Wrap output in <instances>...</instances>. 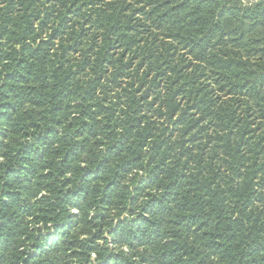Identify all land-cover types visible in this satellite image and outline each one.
<instances>
[{
  "label": "trees",
  "instance_id": "trees-1",
  "mask_svg": "<svg viewBox=\"0 0 264 264\" xmlns=\"http://www.w3.org/2000/svg\"><path fill=\"white\" fill-rule=\"evenodd\" d=\"M0 264H264V0H0Z\"/></svg>",
  "mask_w": 264,
  "mask_h": 264
}]
</instances>
